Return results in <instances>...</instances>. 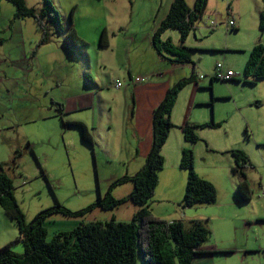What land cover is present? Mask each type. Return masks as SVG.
<instances>
[{
  "label": "crops",
  "instance_id": "crops-1",
  "mask_svg": "<svg viewBox=\"0 0 264 264\" xmlns=\"http://www.w3.org/2000/svg\"><path fill=\"white\" fill-rule=\"evenodd\" d=\"M51 1L64 30L62 33L52 32L48 42L38 47L31 57L29 54L27 56V52L34 48L41 32L34 41H28L24 35L25 27L22 26L25 19L14 20V7L5 5L4 1L0 2V10L6 9L12 18L6 29L5 41L13 45L4 56L7 71L0 67V104L5 103L7 108L14 102V98H19V102L25 104V122L34 120V115L37 123L42 121L41 127L48 124L57 129L60 126L65 135L77 133L80 136V129L64 124L80 122L92 138V150L105 140V146H99V156H94L95 163L106 166L115 164L123 168L122 176L108 179L105 184L107 190L112 182L123 176H133L143 167L152 147L153 110L163 100L167 90L175 84L173 82L181 80L178 75L180 68L170 67L169 63L172 62L167 64L168 60L159 56L152 45L153 34L165 19L172 0ZM40 7L41 4L37 9ZM207 11V18L218 21V14L213 6H209V0ZM230 16L234 18L233 15ZM70 30L87 46L66 49L65 33ZM261 35L259 44L264 46V33ZM167 38L171 37L166 31L162 39ZM172 43L178 45L174 41ZM138 77L145 81L134 82ZM116 82H121L122 86L115 88ZM105 89H113L122 97L121 102L115 104L120 105L118 111L123 109V113L119 112V116L122 114V122L118 145L109 138V133L102 139L103 106L114 102L113 99L106 100L107 102L102 99ZM52 103L61 105H57L61 112ZM3 113L0 108V119H4ZM108 117L110 127L107 130H110L116 120L113 119L112 112ZM172 120L171 112V123ZM8 121L0 122V131L11 127V122ZM186 124L190 125L185 123L182 127ZM182 127L173 136H170V130L161 149L164 165L158 173V184L149 203L152 215L167 222L180 221L189 229L192 221L202 222L212 231L213 242L202 249L198 248L197 251L201 254L213 255L228 264H248L251 259H256L255 264H264V228H259L264 223V199L259 196L260 189L264 187L263 179H249L248 173L250 168L252 170V165L245 170L252 196L248 201H239L235 191L238 178L232 173L235 161L231 152L235 150L227 151L232 157L229 166L223 169L218 167L212 172L200 169L196 163V143L184 140ZM257 148L260 155L258 169L264 170V146L257 144ZM184 149L192 150L194 169L199 177L214 186V204L191 208L181 206L186 172L179 167V162ZM213 150L211 148L207 151L213 153ZM0 162L6 163L1 159ZM123 185H127L124 186L127 193L116 195L117 187ZM131 190L132 184L127 182L114 187L111 194L120 199L126 197ZM115 209H122L124 216L117 221L127 222L121 218H129L131 221L138 207L127 201L110 211ZM111 218L115 216L112 215ZM253 230L259 232L253 233ZM17 237L14 222L0 207V248ZM13 250L21 254L23 247L21 244H14Z\"/></svg>",
  "mask_w": 264,
  "mask_h": 264
},
{
  "label": "rangeland",
  "instance_id": "rangeland-1",
  "mask_svg": "<svg viewBox=\"0 0 264 264\" xmlns=\"http://www.w3.org/2000/svg\"><path fill=\"white\" fill-rule=\"evenodd\" d=\"M187 2L190 4L191 0ZM26 3L29 7L37 9L41 0H26ZM4 4L12 7V4L6 1ZM228 4L230 9L227 11ZM209 6L214 7L221 23L227 20V15H233L236 28L225 29L224 25H219L210 30L200 28L202 23H197L184 42V46L191 49L193 65H179L167 61L170 67L180 68L178 71L180 79L188 78L192 69L197 78V83L186 85L177 97L172 111L173 129L170 136L179 133L180 127L185 123L194 125L197 127L195 132L198 137L195 144L198 168L209 172L218 167L223 169L232 161V157L227 154L230 152L227 151L238 150L245 153L253 167L249 170V179L256 181L261 177L264 181V170L258 169L260 155L257 148V144L264 146V80L250 85L244 82L243 75L249 52L259 43L262 36L258 29L260 10L263 9L262 0H209ZM207 14L208 11L204 16V22ZM11 19L10 13L2 8L0 37L3 38V44L0 45V67L5 71L7 68L4 56L13 46L5 41L6 29ZM22 26L25 27L24 35L28 41H34L39 36L40 31L36 29L32 19H25ZM167 32L170 39L178 44L180 39L178 31ZM219 63L223 65L224 73L231 71L236 74V78L226 81L217 79L216 65ZM211 78L213 81L210 83ZM14 99L10 107L6 108L5 103L0 104L4 112V119H0V122L6 120L11 122L8 130L0 131V159L6 161L4 170L12 180L14 198L27 222L40 211L54 206L56 201L70 211L86 208L97 201L98 195L106 191L105 184L109 178L123 175L121 166L95 163L94 156H99V146H105L107 143L105 140L92 150L89 145L82 142L79 134L65 135L64 129L60 126L57 129L51 128L48 124L41 127L42 121L37 123L34 115H32L34 120L25 122L23 111L25 104L19 102V98ZM102 99H105V102L112 99L114 101L113 104L105 103L103 106L102 139L109 133V138L118 145L122 122V114L119 116V112L123 113V109L118 111L120 105L115 104L121 102L122 97L113 89H105ZM111 112L116 121L113 122V127L107 130L110 127L108 116ZM210 123L220 124V127H200ZM210 147L214 149L213 153L207 151L211 149ZM262 153L264 154V150ZM12 161H15L13 166ZM124 186L127 185L115 188L117 189L115 194L127 193ZM112 215L116 220L124 217L122 209L113 211L94 209L82 217L71 218L54 215L45 223L46 240H51L59 231H69L81 223L108 221ZM121 219L130 221L129 218ZM259 228H264V223H261ZM185 229L189 231L188 226ZM210 232L208 242L199 248L202 249L213 242V234L211 230ZM257 232L259 230H253V233ZM247 263L257 262L256 259H251ZM137 264H143L139 258ZM192 264L228 263L213 255L199 254L194 257Z\"/></svg>",
  "mask_w": 264,
  "mask_h": 264
},
{
  "label": "trees",
  "instance_id": "trees-1",
  "mask_svg": "<svg viewBox=\"0 0 264 264\" xmlns=\"http://www.w3.org/2000/svg\"><path fill=\"white\" fill-rule=\"evenodd\" d=\"M1 1L12 4L14 20L32 19L36 29L41 32L34 48L28 52L30 57L36 53L38 47L48 42L52 32L62 33L64 30L51 0H41L40 9L27 7L26 0ZM262 3L263 9L259 14L258 24L261 34L264 33V0ZM207 4L208 0H191L190 4L187 0H172L165 19L152 37V45L159 56L179 65H193L191 49L185 47L184 42L197 23L203 25ZM229 9L228 4L227 11ZM235 28L236 26L232 29ZM168 30L178 31L179 45H174L169 38L162 39V35ZM103 37L102 35V39ZM2 44L3 38L0 37V45ZM65 44L68 50L87 46L73 30L65 33ZM243 75L244 82L250 85L264 79V46L261 44L254 45L250 50ZM196 81L192 69L188 78L177 81L167 90L163 100L153 110L152 147L143 167L133 176H123L114 181L103 196L98 195L97 201L86 208L70 211L56 201L54 206L40 211L27 222L14 198L12 180L4 170L5 164L0 162V207L11 218L18 231V237L13 242L0 248V264H137L138 258L143 264H192L194 257L201 254L197 249L209 239L210 230L200 221H192L191 228L186 231L180 221L167 222L155 218L149 209V203L158 184V173L164 165L160 152L173 128L170 116L177 96L186 85L197 83ZM212 81L213 78L210 79V83ZM58 106L57 109L61 112ZM64 124L80 129L82 142L92 147V138L82 123ZM207 126L215 128L219 124L210 123L200 127ZM196 128L188 124L181 128L185 141L189 143L198 141ZM231 155L235 161L232 173L238 178L236 195L239 201L245 202L252 196L244 172L251 164L242 151H232ZM14 164L15 161H12V166ZM179 167L186 172L181 206L191 208L214 204L216 190L210 182L200 178L196 173L192 150L182 151ZM127 182L132 184L131 192L124 198H114L111 194L112 189ZM127 201L138 207L130 222H120L111 218L104 222L81 223L69 231H59L51 240H46L45 223L54 215L82 217L94 209L109 211ZM14 244L22 245L21 254L13 250Z\"/></svg>",
  "mask_w": 264,
  "mask_h": 264
},
{
  "label": "built area",
  "instance_id": "built-area-1",
  "mask_svg": "<svg viewBox=\"0 0 264 264\" xmlns=\"http://www.w3.org/2000/svg\"><path fill=\"white\" fill-rule=\"evenodd\" d=\"M207 20L203 23V27H207L208 29L212 30L216 27H218L219 25H224L225 29H232L236 26V22L234 20L233 17H231L230 15L227 16V20L225 22L219 23L216 19H210V18H206ZM216 70H218V73L216 74V78L219 80H228L231 78H234L236 76V74L232 73L231 71H228L226 73L223 72V65L222 64H217L216 65ZM145 79L144 78H135L134 82H144ZM122 86L121 82H116L114 84L115 88H120ZM259 196L264 199V187H262L260 189V194Z\"/></svg>",
  "mask_w": 264,
  "mask_h": 264
}]
</instances>
